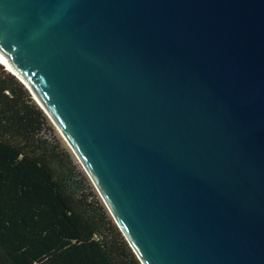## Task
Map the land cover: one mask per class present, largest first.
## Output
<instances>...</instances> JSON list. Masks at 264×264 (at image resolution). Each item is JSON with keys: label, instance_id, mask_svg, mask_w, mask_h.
I'll return each instance as SVG.
<instances>
[{"label": "water", "instance_id": "water-1", "mask_svg": "<svg viewBox=\"0 0 264 264\" xmlns=\"http://www.w3.org/2000/svg\"><path fill=\"white\" fill-rule=\"evenodd\" d=\"M0 45L142 264H264V0H0Z\"/></svg>", "mask_w": 264, "mask_h": 264}, {"label": "trees", "instance_id": "trees-1", "mask_svg": "<svg viewBox=\"0 0 264 264\" xmlns=\"http://www.w3.org/2000/svg\"><path fill=\"white\" fill-rule=\"evenodd\" d=\"M0 264H142L49 117L1 63Z\"/></svg>", "mask_w": 264, "mask_h": 264}, {"label": "bare ground", "instance_id": "bare-ground-1", "mask_svg": "<svg viewBox=\"0 0 264 264\" xmlns=\"http://www.w3.org/2000/svg\"><path fill=\"white\" fill-rule=\"evenodd\" d=\"M0 63H2L8 71L18 76L22 81H24V83H26L29 87H31V89H33V92H35L33 85L28 79V77L21 71L19 66L8 56V54L1 45H0ZM38 100H40V103L42 104V101L39 98V96H38Z\"/></svg>", "mask_w": 264, "mask_h": 264}, {"label": "rangeland", "instance_id": "rangeland-1", "mask_svg": "<svg viewBox=\"0 0 264 264\" xmlns=\"http://www.w3.org/2000/svg\"><path fill=\"white\" fill-rule=\"evenodd\" d=\"M55 127V126H54ZM56 128V127H55ZM56 130H57V128H56ZM57 132H58V134H59V136L63 139V137L61 136V134L59 133V131L57 130ZM63 141H64V139H63ZM65 142V141H64ZM65 144L67 145V143L65 142ZM68 146V145H67ZM83 168V167H82Z\"/></svg>", "mask_w": 264, "mask_h": 264}]
</instances>
